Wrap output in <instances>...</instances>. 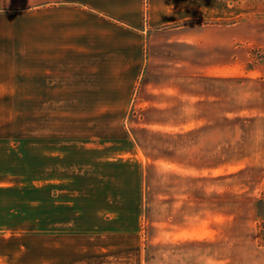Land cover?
Here are the masks:
<instances>
[{
	"label": "rangeland",
	"instance_id": "rangeland-1",
	"mask_svg": "<svg viewBox=\"0 0 264 264\" xmlns=\"http://www.w3.org/2000/svg\"><path fill=\"white\" fill-rule=\"evenodd\" d=\"M37 1L43 6L12 18L49 40L63 36L58 53L48 42L47 55L58 54L64 70L57 86L41 87L58 91L32 93L34 103L51 104L22 106L21 93L9 101L18 105L0 106V264H264V119L221 121L231 120V84H264V0H200L205 15L186 25L240 22L247 59L238 75H206L193 52L187 123L167 122L184 115L168 101L143 110V77H116L118 93L81 91L75 8ZM88 95L106 106H86ZM197 236L217 241L185 244Z\"/></svg>",
	"mask_w": 264,
	"mask_h": 264
},
{
	"label": "crops",
	"instance_id": "crops-1",
	"mask_svg": "<svg viewBox=\"0 0 264 264\" xmlns=\"http://www.w3.org/2000/svg\"><path fill=\"white\" fill-rule=\"evenodd\" d=\"M60 1L73 7V10L75 8V32L70 34L71 38L75 37L71 40L75 41V82L82 78L87 86L82 90L75 88V91L118 93L119 90L113 87L122 78L116 77H128L127 82L131 84L136 83L138 77H143L138 81L140 87L137 88V103L143 110L155 106L157 101H168L170 107L179 112V117H182L180 113H184L183 119L167 122L190 121L187 117L192 110L191 93L184 78L191 75L193 52L199 56L198 65L203 62L206 75L212 74L208 72L212 68L217 75H238L240 62L247 59L246 49L240 45V22L206 27L209 28L207 30L186 25L193 18L205 15L199 13L206 9L200 0H147L146 21L143 18L145 0ZM42 6V3H33V0H0V12L5 14H0V106L18 105L9 101L14 102V97L21 98V93L23 97L19 100L27 102L22 106L49 105L51 103H34L37 99L32 93L58 91L57 87H41L49 82L52 86L58 85V74L62 75L64 70L63 61L58 67V61H54L58 54L55 58L47 55V44L54 43L57 52V45L63 44V36L49 40L46 34H41L38 25L12 18ZM68 9L71 10L70 7ZM208 30L213 34H205ZM46 57H51L52 64L55 62V67H51L53 69L44 65L47 64ZM80 68L86 70H78ZM175 77H183L178 83L181 86L171 85L176 81ZM156 79L159 84H151ZM230 88L226 107L231 109V120L227 116L228 119L222 122H257L264 119V84L233 83ZM59 90L62 92V87ZM127 92L129 100L133 91ZM91 100L97 102L89 96L90 103L86 106H93ZM41 102H48V99ZM94 106L105 107L106 104L97 102ZM210 242L197 236L196 239L189 237L185 244L191 248L203 245L207 249ZM199 264H209V260L204 259Z\"/></svg>",
	"mask_w": 264,
	"mask_h": 264
}]
</instances>
